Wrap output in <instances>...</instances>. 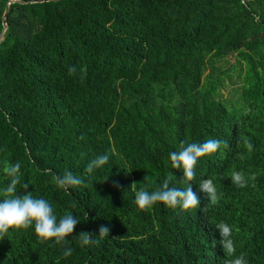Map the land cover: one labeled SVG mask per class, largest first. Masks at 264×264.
Returning a JSON list of instances; mask_svg holds the SVG:
<instances>
[{
	"label": "trees",
	"instance_id": "trees-1",
	"mask_svg": "<svg viewBox=\"0 0 264 264\" xmlns=\"http://www.w3.org/2000/svg\"><path fill=\"white\" fill-rule=\"evenodd\" d=\"M9 1L0 0V34ZM7 18L0 187L3 169L19 163L28 188L17 195L32 191L79 223L64 245L31 228L0 234V264H228L241 254L264 264V0L13 3ZM230 55L244 71L235 100L224 99L216 66ZM209 138L217 150L182 180L168 153ZM99 154L107 163L89 172ZM66 171L82 183L64 191L55 177ZM165 179L191 183L199 205L138 208L136 191ZM204 179L214 203L198 191ZM221 222L232 229L231 254L218 242ZM101 226L107 237L80 245V233L95 237Z\"/></svg>",
	"mask_w": 264,
	"mask_h": 264
},
{
	"label": "clouds",
	"instance_id": "clouds-1",
	"mask_svg": "<svg viewBox=\"0 0 264 264\" xmlns=\"http://www.w3.org/2000/svg\"><path fill=\"white\" fill-rule=\"evenodd\" d=\"M220 141L214 138L202 142H187L179 150L168 153V159L173 169H179L182 180L191 181L194 176V168L198 160L204 156L214 153ZM251 147V145H249ZM109 157L107 154H99L87 163V170L92 172L104 166ZM7 183L0 187V234L11 231L31 228L36 237L42 241H51L58 245L66 244L68 237L72 234L74 226L79 223L73 214L66 212L57 216L52 205L43 197L34 196L32 191H25L17 195L19 188L27 189V183H21L20 164L11 163L3 169ZM231 183L243 187L245 179L238 171H233L230 176ZM80 176L66 171L55 177L57 187L67 191L71 186L80 185ZM198 191L205 194L210 202L217 200V191L213 182L204 179L198 184ZM200 197L192 190V184L187 183L184 188L170 187L167 179L163 180L159 187L147 190L141 187L134 195V203L140 209H147L157 203L170 208L191 210L199 205ZM219 234V244L222 249L231 254L234 251L231 239V227L226 223H218L216 226ZM109 229L101 226L98 236L80 233L79 243L88 246L96 242L98 237H107ZM70 247H64L62 255L67 257L71 254ZM228 264H247L246 258L241 254L232 258Z\"/></svg>",
	"mask_w": 264,
	"mask_h": 264
},
{
	"label": "rangeland",
	"instance_id": "rangeland-1",
	"mask_svg": "<svg viewBox=\"0 0 264 264\" xmlns=\"http://www.w3.org/2000/svg\"><path fill=\"white\" fill-rule=\"evenodd\" d=\"M217 72L221 74L224 86L221 90L224 99L235 100L238 98L243 86V74L240 65L237 63V56L230 55L216 63ZM208 73V70L205 74Z\"/></svg>",
	"mask_w": 264,
	"mask_h": 264
},
{
	"label": "water",
	"instance_id": "water-1",
	"mask_svg": "<svg viewBox=\"0 0 264 264\" xmlns=\"http://www.w3.org/2000/svg\"><path fill=\"white\" fill-rule=\"evenodd\" d=\"M50 1H60V0H31V1H24V0H10L6 6L4 15H3V24H4V28L0 34V43L3 40V36L5 31L7 30V23H8V13L10 11V7L13 3H20V4H32V3H42V2H50Z\"/></svg>",
	"mask_w": 264,
	"mask_h": 264
}]
</instances>
